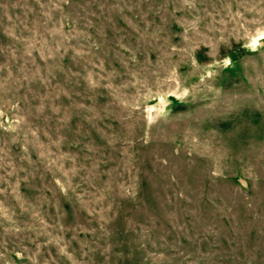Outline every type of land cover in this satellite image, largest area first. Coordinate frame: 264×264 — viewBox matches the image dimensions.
<instances>
[{
    "label": "rangeland",
    "instance_id": "rangeland-1",
    "mask_svg": "<svg viewBox=\"0 0 264 264\" xmlns=\"http://www.w3.org/2000/svg\"><path fill=\"white\" fill-rule=\"evenodd\" d=\"M0 264H264V0H0Z\"/></svg>",
    "mask_w": 264,
    "mask_h": 264
}]
</instances>
